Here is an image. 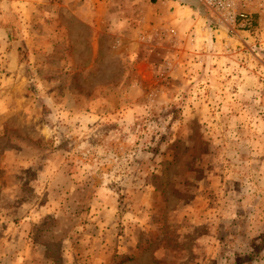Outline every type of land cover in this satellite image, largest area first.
<instances>
[{
	"label": "rangeland",
	"instance_id": "1",
	"mask_svg": "<svg viewBox=\"0 0 264 264\" xmlns=\"http://www.w3.org/2000/svg\"><path fill=\"white\" fill-rule=\"evenodd\" d=\"M0 0V264H264V0Z\"/></svg>",
	"mask_w": 264,
	"mask_h": 264
},
{
	"label": "built area",
	"instance_id": "2",
	"mask_svg": "<svg viewBox=\"0 0 264 264\" xmlns=\"http://www.w3.org/2000/svg\"><path fill=\"white\" fill-rule=\"evenodd\" d=\"M215 20L224 27L235 28L243 23L251 22L245 14H239L234 9V0H200Z\"/></svg>",
	"mask_w": 264,
	"mask_h": 264
},
{
	"label": "trees",
	"instance_id": "3",
	"mask_svg": "<svg viewBox=\"0 0 264 264\" xmlns=\"http://www.w3.org/2000/svg\"><path fill=\"white\" fill-rule=\"evenodd\" d=\"M156 0H150L151 3H154ZM181 5L191 7L200 15H204L203 8L198 0H177Z\"/></svg>",
	"mask_w": 264,
	"mask_h": 264
}]
</instances>
